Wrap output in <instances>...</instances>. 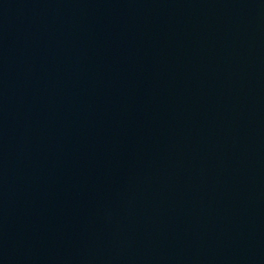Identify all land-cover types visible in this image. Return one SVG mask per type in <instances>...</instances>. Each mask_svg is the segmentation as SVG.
Instances as JSON below:
<instances>
[{"label":"water","instance_id":"obj_1","mask_svg":"<svg viewBox=\"0 0 264 264\" xmlns=\"http://www.w3.org/2000/svg\"><path fill=\"white\" fill-rule=\"evenodd\" d=\"M0 264H264V0H0Z\"/></svg>","mask_w":264,"mask_h":264}]
</instances>
